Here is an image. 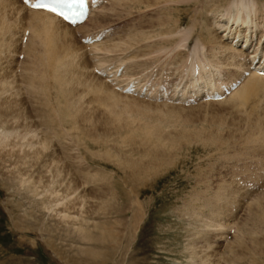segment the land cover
Returning a JSON list of instances; mask_svg holds the SVG:
<instances>
[{"label": "rangeland", "instance_id": "374dc122", "mask_svg": "<svg viewBox=\"0 0 264 264\" xmlns=\"http://www.w3.org/2000/svg\"><path fill=\"white\" fill-rule=\"evenodd\" d=\"M234 1L108 0L48 31L0 0V264H264V88L185 106L123 95L94 70L114 60L187 85L190 56L219 69ZM244 1L260 23L264 0ZM111 24L107 41L78 36Z\"/></svg>", "mask_w": 264, "mask_h": 264}, {"label": "bare ground", "instance_id": "6f19581e", "mask_svg": "<svg viewBox=\"0 0 264 264\" xmlns=\"http://www.w3.org/2000/svg\"><path fill=\"white\" fill-rule=\"evenodd\" d=\"M251 1H253V0H251ZM251 4L253 5L254 2H252ZM251 4L246 3L244 0H240V1L239 0H237V1L235 0L234 3H233V6L236 7V11H235L236 14L235 15H231L230 14V16L228 18L229 20L230 19L233 20V23L229 24V25L221 24V26H219L220 28L221 27L223 28L224 26H226V27L223 28L224 30H222V31L225 32V36L227 38V39H225V41H227V42H229L231 44V45L225 44V42H223V40L221 39L220 41H218V42H220L219 46L216 45L214 48H212V51H211L212 52V57L214 55V57L217 59V61L215 63V66L217 68L219 67V69H216V70L221 71L222 73H223V71H225V72H227L229 74H234L235 73V75H238L239 71L242 72L244 69L248 68V66L245 65L246 62L242 61L239 58V56H241V58H243L242 56L246 55L248 58H251V62L252 63L255 62L258 58L261 59V54L263 52L260 51V46L262 45V47H264V43L262 44L263 39H264V29H263L264 28V16L261 17L263 19H262V21L260 23H258L257 21H254L252 18H250L249 16H251V12H250L251 10H247L245 5L251 6ZM242 6L245 7V9H243ZM23 7L26 8L27 6L25 7V5H24ZM251 7H250V9H251ZM28 8L29 7H27V9ZM254 8L252 7V11L254 10ZM29 10H30V12H32L36 16L34 22L38 23L37 21L40 19L41 21L48 23V25H45V23L44 24L42 23L45 27L49 28L48 31H52V28L57 26V24L64 23L63 25L65 27H68L66 22H64L62 19L58 18L56 15H53V14L47 12V11L31 9V8H29ZM258 10L259 9L257 8V11ZM228 11H229V13H231V9L227 10V12ZM259 11L261 12L259 14H261V15L264 14V7L261 10H259ZM90 16L88 17V19L90 18ZM50 24H51V26H50ZM52 24H55V25L53 26ZM70 27H71V25H70ZM77 27H80V25L76 26V28ZM258 29H260L259 32L261 31L262 34L260 35V39L256 43L257 47L255 46V51L250 53L249 48L252 46L253 34L257 33L256 30L258 31ZM28 33H31V32H28ZM25 35H26V33H23L22 40H23ZM217 38H220V37H217ZM97 43H99V42H97ZM226 45H228V48L226 47ZM248 45H250V46H249L248 49H246V46H248ZM217 47H219V49H220V51L218 50V53L225 52V54L223 53L224 54L223 57H222L223 59L221 58L222 60L219 59L220 58L219 57L220 54L218 55V53L216 52L217 51L216 50ZM56 59H57L58 62L61 61V60H59L58 57ZM202 60H204V61H201L200 64H197L198 66H200V69H201L202 73H200L199 77H195L193 75L195 77L194 78L195 80L193 81L194 83L191 81V84L193 83L192 91H194L195 94H199L200 93L199 89L200 88L201 89L205 88V85H207V86L211 85L212 84V81H211L212 78L216 76L215 71H214L215 67L212 65V62H210L211 60H209L208 58L202 59ZM56 62H54L52 64L55 65ZM194 65L196 66V64H194ZM258 66H259V63L255 64V67H258ZM249 67H250V65H249ZM260 67H261V65L259 66V68ZM55 68L57 70L60 68L58 63L54 66L53 70H55ZM57 70L54 71L53 77L56 78V80L61 83L62 82V75H61V72L60 73L56 72ZM114 70H116V68ZM204 70L209 71V72H204ZM252 72L253 73H251L250 77H248L244 81V83L241 84L240 88H238L237 90H235L231 94L232 96H230V97H232V99L236 100V103L238 102V103L242 104L244 102L245 103L248 102V100L251 97L254 96V92L255 91L261 90V89L264 88V77H260V76L256 75V73L254 71H252ZM192 73H193V71H192ZM62 74H63V72H62ZM213 87H215V86H213ZM213 87H211V88H213ZM115 89H116V87H115ZM120 93L123 94V95H128V94H124L122 92H120ZM260 97L262 99L261 101H263V103H264V94L262 93V96H260ZM255 98L258 99L259 97L256 96ZM259 100H260V98H259ZM225 101H227V100H225ZM164 102H166V101H164ZM206 103H208V102H206ZM209 103H214V102H209ZM221 103H223V101H221Z\"/></svg>", "mask_w": 264, "mask_h": 264}, {"label": "snow or ice", "instance_id": "6c2138e0", "mask_svg": "<svg viewBox=\"0 0 264 264\" xmlns=\"http://www.w3.org/2000/svg\"><path fill=\"white\" fill-rule=\"evenodd\" d=\"M26 4H31V7L43 9L67 19L70 15H82L85 0H24ZM67 8L68 11L64 9ZM78 9L80 11H78Z\"/></svg>", "mask_w": 264, "mask_h": 264}]
</instances>
